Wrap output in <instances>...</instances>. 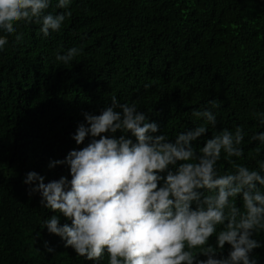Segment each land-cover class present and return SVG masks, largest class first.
Instances as JSON below:
<instances>
[{
  "label": "trees",
  "instance_id": "1",
  "mask_svg": "<svg viewBox=\"0 0 264 264\" xmlns=\"http://www.w3.org/2000/svg\"><path fill=\"white\" fill-rule=\"evenodd\" d=\"M56 3L47 11L64 12ZM69 11L61 31L48 37L39 25L18 22L23 39L6 37L0 52V264H94L42 228L57 213L38 193L30 196L23 180L29 171L46 183L68 175L62 165L49 169V161L78 147L71 134L82 113L100 114L114 95L135 102L158 123L154 135L170 142L203 124L192 113L215 100L217 123L192 142L197 154L214 135L240 126L244 156L231 159L250 169L264 160V146L251 139L264 132L254 116L264 112V0H73ZM72 47L82 52L71 63L56 61ZM217 166L221 174L233 170L223 153ZM254 238L264 242V233ZM229 251L226 243L222 254ZM252 255L264 264V247Z\"/></svg>",
  "mask_w": 264,
  "mask_h": 264
},
{
  "label": "clouds",
  "instance_id": "2",
  "mask_svg": "<svg viewBox=\"0 0 264 264\" xmlns=\"http://www.w3.org/2000/svg\"><path fill=\"white\" fill-rule=\"evenodd\" d=\"M52 2L0 0V52L18 22L39 25L44 37L60 32L73 0H57L56 7L65 10L57 14L47 11ZM22 39L16 33L17 42ZM81 52L72 47L57 52L55 59L67 65ZM110 99L100 114L82 113L83 121L71 134L78 147L49 161V169L62 165L68 175L46 183L44 175L26 173L29 195L38 193L41 205L57 213L42 228L94 264H102L105 255L108 264H258L252 254L264 247L254 238L264 233V160L250 169L231 159L244 156V129H224L197 154L192 142L217 123L211 110L220 107L215 100L208 101L211 108L193 111L203 124L179 132L170 142L167 134L154 135L158 123L150 122L135 102L120 103L115 95ZM254 116L264 126V112ZM251 139L264 146V132ZM260 151L258 147L257 155ZM222 153L233 165L224 174L217 166ZM61 217L68 222L62 224ZM214 235L215 247L208 244ZM226 243L230 251L224 256ZM45 247L55 251L47 242Z\"/></svg>",
  "mask_w": 264,
  "mask_h": 264
}]
</instances>
